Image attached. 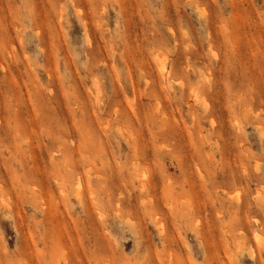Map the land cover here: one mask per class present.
I'll return each instance as SVG.
<instances>
[{
	"label": "rangeland",
	"instance_id": "obj_1",
	"mask_svg": "<svg viewBox=\"0 0 264 264\" xmlns=\"http://www.w3.org/2000/svg\"><path fill=\"white\" fill-rule=\"evenodd\" d=\"M0 264H264V0H0Z\"/></svg>",
	"mask_w": 264,
	"mask_h": 264
},
{
	"label": "bare ground",
	"instance_id": "obj_2",
	"mask_svg": "<svg viewBox=\"0 0 264 264\" xmlns=\"http://www.w3.org/2000/svg\"><path fill=\"white\" fill-rule=\"evenodd\" d=\"M88 43H90V42H88ZM157 67H158V70H159V72H160V74L161 75H165V76H167L168 74V71H167V69H165V67H164V65L162 64V63H157ZM197 97V96H196ZM196 97H195V99H196ZM157 101H156V105H157ZM159 106V105H158ZM125 118H127V117H125ZM13 151V150H12ZM29 155V154H28ZM43 158V157H42ZM52 159V156L51 157H49V159ZM30 159V158H29ZM51 159H50V161H51ZM139 161V160H138ZM39 162V161H38ZM132 163V162H131ZM138 163V162H137ZM140 163V162H139ZM39 164H40V162H39ZM63 166V165H62ZM68 169V168H67ZM69 170V169H68ZM75 170V169H74ZM90 171V170H89ZM79 175V174H78ZM96 175H98V174H96ZM100 176V175H99ZM98 176V177H99ZM80 177V176H79ZM79 177H75L76 178V180H79L80 178ZM142 176L140 175V178H141ZM140 186L141 187H143L144 186V183H143V178L141 179V181H140ZM103 186V185H102ZM128 187V186H127ZM145 188V187H144ZM146 188H148V187H146ZM76 189L78 190L79 189V187H78V184L76 185ZM127 189V188H126ZM138 189V188H137ZM141 190H143L142 188H141ZM76 191V190H75ZM128 191V190H127ZM141 192V191H140ZM75 193H77V191L75 192ZM78 195V196H77ZM77 195H76V197L77 198H79V200H80V197H79V193H77ZM75 196V195H74ZM142 198V197H141ZM143 201H148V198H147V200H143ZM239 200H237V202H238ZM152 202H153V200H152ZM145 203V202H144ZM143 204V203H142ZM118 205V204H117ZM160 206V205H159ZM96 209V208H95ZM156 209V208H155ZM163 233V232H162Z\"/></svg>",
	"mask_w": 264,
	"mask_h": 264
}]
</instances>
